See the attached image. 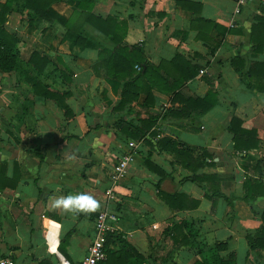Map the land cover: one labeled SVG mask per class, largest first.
<instances>
[{"label":"crops","instance_id":"crops-1","mask_svg":"<svg viewBox=\"0 0 264 264\" xmlns=\"http://www.w3.org/2000/svg\"><path fill=\"white\" fill-rule=\"evenodd\" d=\"M83 1L84 10L79 0L52 6L66 24L18 3L6 15L19 60L0 70V256L57 264L60 254L77 264L108 207L118 215L109 247L144 256L125 264H195L210 249L232 264H264V0ZM89 15L112 17L108 29L126 34L120 45L160 66L166 83L151 87V100L144 83L125 96L106 75L116 45ZM34 52L49 59L41 72L29 64ZM183 73L194 76L163 90ZM209 92L216 102L205 111L192 100ZM233 120L249 133L238 134L239 148ZM129 151L113 186L112 167ZM77 193L99 209L71 216L53 207Z\"/></svg>","mask_w":264,"mask_h":264},{"label":"trees","instance_id":"trees-1","mask_svg":"<svg viewBox=\"0 0 264 264\" xmlns=\"http://www.w3.org/2000/svg\"><path fill=\"white\" fill-rule=\"evenodd\" d=\"M68 1V0H7L6 3H0V70L4 73H9L10 71L14 70L17 61L19 60L18 51H17V43H18V35L16 33H12L6 30L5 22H6V15L12 9L14 3H18L23 8L35 11H42L47 16L51 18H56L60 23L66 24V20L62 17L57 16L53 10L52 6L57 2ZM78 7L81 9L85 8V1L79 0ZM84 10V9H83ZM200 21L204 22L206 26L211 25V21L204 20L199 18ZM112 17L106 18H97L92 15L88 16L87 22L93 25L96 29L101 32H104L108 36L112 38V41L115 43L116 47L114 48L113 52H108L109 55L106 58V75L113 80H118L123 83L125 87L124 95L127 96L132 91H139L143 89L142 83L146 85L145 94H146V102L152 99V90L151 87L155 86L159 89V83L163 82L165 84L166 79L160 75V66H154L149 62L147 57L142 54L140 47L129 48L127 46H121V42L124 39L126 34H122V38L118 39L117 35L112 33L108 28L112 23ZM32 57L29 60V64L34 66L37 71L41 72L44 68L48 65L49 59L44 56H40L38 53L34 52L31 55ZM139 67V69L136 68ZM194 75L183 73L182 77L179 79H175L174 83L171 86H167L163 89L164 91L167 90H174L176 88H181L183 86L184 80L188 78H192ZM30 84L35 88V90L39 93H44L45 95L49 96L50 98H55L56 94L50 92V89L43 88L37 81H29ZM192 101H195L197 104H201L203 110L210 109L216 102L214 98V94L212 92L207 93L203 98H193ZM150 102V101H149ZM63 108H67L65 105H62ZM146 122H151L146 120ZM153 122V121H152ZM228 131H231L234 134L233 142L235 148H239L240 145L238 144V134H249L248 131L240 129L238 127V121L233 120L231 121ZM175 145L182 146L184 145L180 142H175ZM172 145L170 148L175 152L176 155H179L182 152V149H178ZM255 146V144H252ZM248 147V146H247ZM185 148V147H184ZM246 149V148H245ZM190 178V177H189ZM193 178H190V180ZM230 203V202H229ZM114 236L113 233L107 234L106 238V253L107 258L103 261L98 262L97 264H125V261L129 260L132 257L139 258L140 260L144 258V256L138 253L134 248L131 246H125L119 256H117V252L114 251L112 248L109 247L110 241ZM129 247V249H128ZM204 254H207V257L201 262H197L195 264H232L231 259H221L219 256H216L214 252L210 249ZM138 259V260H139ZM134 261H129V264H134Z\"/></svg>","mask_w":264,"mask_h":264},{"label":"built area","instance_id":"built-area-1","mask_svg":"<svg viewBox=\"0 0 264 264\" xmlns=\"http://www.w3.org/2000/svg\"><path fill=\"white\" fill-rule=\"evenodd\" d=\"M247 0H237L238 6L244 5ZM238 8L236 9V12ZM139 69V67L137 66ZM133 145L132 142L129 143ZM132 160V152L124 154L120 160L114 164L110 174V180L113 182V186H116L119 182L123 181L127 173V167ZM109 198L113 196L112 187L108 189ZM118 219L117 213L111 211L108 207L100 210L95 217V223L93 228V237L90 241L88 252L83 259L77 264H97L107 258L105 249L107 234L115 230L114 222ZM0 264H14L13 259L10 256H0ZM57 264H73L68 258L58 254Z\"/></svg>","mask_w":264,"mask_h":264},{"label":"clouds","instance_id":"clouds-1","mask_svg":"<svg viewBox=\"0 0 264 264\" xmlns=\"http://www.w3.org/2000/svg\"><path fill=\"white\" fill-rule=\"evenodd\" d=\"M53 207L66 215H90L96 212L100 204L91 195L86 193L69 194L55 197Z\"/></svg>","mask_w":264,"mask_h":264}]
</instances>
